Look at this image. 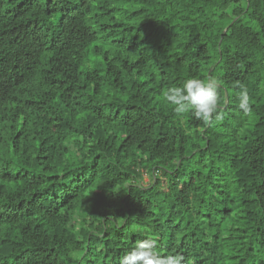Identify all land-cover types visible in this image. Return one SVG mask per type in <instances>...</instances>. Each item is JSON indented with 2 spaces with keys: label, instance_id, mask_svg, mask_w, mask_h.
<instances>
[{
  "label": "trees",
  "instance_id": "trees-1",
  "mask_svg": "<svg viewBox=\"0 0 264 264\" xmlns=\"http://www.w3.org/2000/svg\"><path fill=\"white\" fill-rule=\"evenodd\" d=\"M190 77L219 82L210 123L163 99ZM145 239L264 264V0H0V264Z\"/></svg>",
  "mask_w": 264,
  "mask_h": 264
},
{
  "label": "clouds",
  "instance_id": "clouds-1",
  "mask_svg": "<svg viewBox=\"0 0 264 264\" xmlns=\"http://www.w3.org/2000/svg\"><path fill=\"white\" fill-rule=\"evenodd\" d=\"M219 82L215 79H200L190 77L181 86H173L163 93L165 102L173 106L174 113L183 119L186 115L210 123L213 114L218 109ZM239 109L250 116L253 108L247 88L239 93ZM222 117L215 116V120ZM184 257L180 254L161 255L155 240H141L127 252L119 264H184Z\"/></svg>",
  "mask_w": 264,
  "mask_h": 264
},
{
  "label": "rangeland",
  "instance_id": "rangeland-1",
  "mask_svg": "<svg viewBox=\"0 0 264 264\" xmlns=\"http://www.w3.org/2000/svg\"><path fill=\"white\" fill-rule=\"evenodd\" d=\"M40 1H42V0H40ZM150 182H151V180L149 177H144L142 182H141V186L146 187L150 184Z\"/></svg>",
  "mask_w": 264,
  "mask_h": 264
},
{
  "label": "bare ground",
  "instance_id": "bare-ground-1",
  "mask_svg": "<svg viewBox=\"0 0 264 264\" xmlns=\"http://www.w3.org/2000/svg\"><path fill=\"white\" fill-rule=\"evenodd\" d=\"M1 1H2V0H1ZM12 5H13V4H12ZM5 6H6V5H5ZM28 7H29V4H28ZM32 7H33V6H32ZM30 8H31V7H30ZM33 9H34V8H33ZM28 10H29V9H28ZM23 11H24V10H23ZM33 11H34V10H33ZM33 11H32V12H33ZM63 11H64V10H63ZM7 12H8V11H7ZM10 14H11V13H10ZM32 14H33V13H32ZM38 14H39V13H38ZM19 15H20V14H19ZM22 16H23V14H22ZM38 16H39V15H38ZM38 16H37V17H38ZM24 17H26V16H24ZM24 17H23V18H24ZM10 18H11V17H10ZM23 18H22V19H23ZM19 19H20V18H19ZM35 19H36V18H35ZM42 19H43V18H42ZM37 20H38V18H37ZM43 20H44V19H43ZM25 21H26V20H25ZM1 22H2V21H1ZM10 22H11V21H10ZM23 23H24V22H23ZM23 23H22V24H23ZM29 24H30V23H29ZM36 26H37V25H36ZM26 27H27V26H26ZM44 27H45V26H44ZM28 28H29V27H28ZM22 29H23V28H22ZM36 29H37V28H36ZM44 29H45V28H44ZM13 30H14V29H13ZM17 30H18V29H17ZM27 30H28V29H27ZM27 30H26V31H27ZM48 30H49V29H48ZM42 31H43V30H42ZM23 33H24V32H23ZM25 38H26V37H25ZM39 42H40V41H39ZM41 44H42V43H41ZM46 44H47V43H46ZM49 44H50V43H49ZM112 86H113V85H112ZM108 88H109V87H108Z\"/></svg>",
  "mask_w": 264,
  "mask_h": 264
}]
</instances>
